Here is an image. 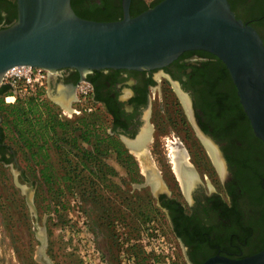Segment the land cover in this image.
Wrapping results in <instances>:
<instances>
[{"label":"flooded vegetation","instance_id":"obj_1","mask_svg":"<svg viewBox=\"0 0 264 264\" xmlns=\"http://www.w3.org/2000/svg\"><path fill=\"white\" fill-rule=\"evenodd\" d=\"M234 1L236 5L228 0L236 17L255 28L264 43V0ZM118 7L120 13L111 15ZM72 8L77 15L93 20L123 16L122 0H73ZM144 8L143 0H130L129 14ZM16 14L15 0H0V29L10 25ZM59 75L66 95L72 94L79 72L63 68ZM85 78L91 83L96 108L104 113L107 137L123 145L113 148V153L138 158L144 153L169 154L171 144V155L180 154L182 166L192 176L187 185L175 169L183 198L159 192L162 186L154 182L152 188L158 189L163 216L191 264H202L216 255L242 258L264 247V144L253 133L220 59L192 49L161 67L92 70ZM167 88L177 95V105L170 100ZM192 144H199L209 155L219 185L212 175L206 186L201 181L199 169L189 161L198 151ZM10 151L0 129L2 164L12 160Z\"/></svg>","mask_w":264,"mask_h":264},{"label":"rangeland","instance_id":"obj_2","mask_svg":"<svg viewBox=\"0 0 264 264\" xmlns=\"http://www.w3.org/2000/svg\"><path fill=\"white\" fill-rule=\"evenodd\" d=\"M143 1L144 7L155 3ZM119 13L120 7L110 14ZM261 30L264 34V26ZM64 88L60 75L51 79L47 96L33 110L18 102L21 99L6 102L10 90L0 95L1 134L13 153L8 164L0 162V264H42L38 253L43 238L45 254L53 264H136L132 249L142 250L145 238L151 240L159 233L167 244L174 243L182 262L178 239L163 216L153 185L146 183L141 160L137 155L113 153L116 146L107 137L104 113L96 104L92 112H74L79 106L66 93L58 101ZM167 89L177 105V95ZM167 117L172 116L167 113ZM45 120L54 122L55 128L45 130ZM193 146L198 151L189 161L199 169L201 181L206 186L212 175L218 182L209 155L199 144ZM168 147L169 154L150 155L161 184L155 186H162L159 192L183 198L172 145ZM28 192L35 211L27 203Z\"/></svg>","mask_w":264,"mask_h":264},{"label":"water","instance_id":"obj_3","mask_svg":"<svg viewBox=\"0 0 264 264\" xmlns=\"http://www.w3.org/2000/svg\"><path fill=\"white\" fill-rule=\"evenodd\" d=\"M15 1V20L0 29V83L16 65L51 72L71 68L86 80L92 70L152 69L183 51L204 50L226 66L253 133L264 144V43L255 28L236 17L228 0H160L135 16L129 14L130 0H122L123 16L110 21L78 16L71 0ZM68 97L73 100L75 93ZM26 200L35 211L29 192ZM44 248L43 238L38 259L53 264ZM263 263L264 247L242 258L216 255L202 264Z\"/></svg>","mask_w":264,"mask_h":264},{"label":"built area","instance_id":"obj_4","mask_svg":"<svg viewBox=\"0 0 264 264\" xmlns=\"http://www.w3.org/2000/svg\"><path fill=\"white\" fill-rule=\"evenodd\" d=\"M60 70L49 71L44 68L34 67L30 65H16L9 68L3 75L0 85H8L11 93L4 97L6 102H14L16 99L26 100L28 97H33L38 100H42L47 96V88L49 87V80L51 78H57ZM92 86L88 80H79L75 86V97L73 102L76 103L79 108H74V112H92L94 101L92 99ZM130 238V237H129ZM145 246L142 247L146 255L150 256L151 264H187L183 252L184 263L180 261L178 256V249L172 244H167L163 234H157L156 238H146ZM152 244V247L149 246ZM127 245V244H126ZM132 245V243H129ZM148 245V246H147ZM152 251L149 254V251ZM123 257V255H120ZM130 259L134 260V255H130ZM181 262V263H180Z\"/></svg>","mask_w":264,"mask_h":264},{"label":"bare ground","instance_id":"obj_5","mask_svg":"<svg viewBox=\"0 0 264 264\" xmlns=\"http://www.w3.org/2000/svg\"><path fill=\"white\" fill-rule=\"evenodd\" d=\"M65 93L66 92L64 90V92H62V94L59 93V95H57L58 101L62 100L59 98L60 96H61V98L65 97ZM60 104H62V106H65L66 108H69L67 103L60 102ZM180 157L181 156L178 153L173 154L174 166H175V169H177L176 172H178V174L182 178V180H183V181L181 180L182 182H185L187 185H190V183L192 182V176H191V174H189L187 172L186 168L184 166H182ZM139 158H140L139 160H141L142 165L144 167L146 179L151 183V185H152V182H154L155 184L157 183V185H161V184H159L158 174H157V171L155 170V168L153 166L150 154L149 153L140 154ZM150 172L153 173L152 176L149 174ZM154 190L157 191L158 189L156 188Z\"/></svg>","mask_w":264,"mask_h":264},{"label":"trees","instance_id":"obj_6","mask_svg":"<svg viewBox=\"0 0 264 264\" xmlns=\"http://www.w3.org/2000/svg\"><path fill=\"white\" fill-rule=\"evenodd\" d=\"M160 1V0H159ZM159 1H157V2H159ZM157 2H155L154 4H152L151 6H153V5H155ZM71 4L73 5V0H71ZM71 5V6H72ZM151 6H149V7H151ZM148 7H145L144 9H142V10H140L139 12H137V13H134V14H131V16H135V15H137L138 13H140V12H142L143 10H145V9H147ZM79 16V15H78ZM81 17V16H80ZM83 18V17H82ZM87 19V18H86ZM15 20V19H14ZM13 20V21H14ZM112 20H114V19H112ZM102 21H110V20H102ZM10 90V87H8L7 85H2L1 87H0V95H3V94H6L8 91ZM92 99H93V101H94V99H95V97H92ZM43 100V99H42ZM42 100H38V99H35V98H33V97H28L26 100H18V102H20L21 104H23V105H26V104H29V106H30V108H31V110H33L35 107H34V105H35V103H41L42 102ZM24 123V122H23ZM43 128L45 129V130H48V128H52V129H54L55 127V125H54V122H52L51 120H45L44 122H43ZM61 125V123H58L57 124V126H60ZM84 137L85 138H87V136H85L84 135ZM33 138V137H32ZM84 138V139H85ZM33 141V140H32ZM31 140H27V142H26V145H27V147H30V145H31ZM109 142H112V141H109ZM112 144H113V146H117L118 148H119V143L118 144H115V143H113L112 142ZM120 154V153H119ZM45 168V167H44ZM43 168V169H44ZM42 169V173L44 174V170ZM176 236V235H175ZM177 237V236H176ZM133 250V252H134V254H135V257H136V264H149V263H151L150 261L151 260H149V256L148 255H146L142 250H139L138 248H133L132 249ZM182 262L184 263L185 261L183 260V258H182ZM185 264V263H184Z\"/></svg>","mask_w":264,"mask_h":264},{"label":"crops","instance_id":"obj_7","mask_svg":"<svg viewBox=\"0 0 264 264\" xmlns=\"http://www.w3.org/2000/svg\"><path fill=\"white\" fill-rule=\"evenodd\" d=\"M51 79H53V78H51ZM51 79L49 80V84H50Z\"/></svg>","mask_w":264,"mask_h":264}]
</instances>
